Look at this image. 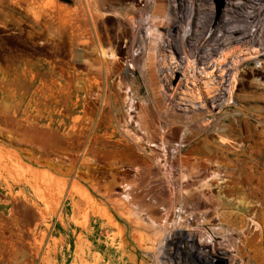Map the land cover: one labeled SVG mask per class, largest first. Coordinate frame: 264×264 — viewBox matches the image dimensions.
<instances>
[{
	"label": "rangeland",
	"instance_id": "obj_1",
	"mask_svg": "<svg viewBox=\"0 0 264 264\" xmlns=\"http://www.w3.org/2000/svg\"><path fill=\"white\" fill-rule=\"evenodd\" d=\"M143 3L0 0V264H264V45L184 72Z\"/></svg>",
	"mask_w": 264,
	"mask_h": 264
},
{
	"label": "bare ground",
	"instance_id": "obj_2",
	"mask_svg": "<svg viewBox=\"0 0 264 264\" xmlns=\"http://www.w3.org/2000/svg\"><path fill=\"white\" fill-rule=\"evenodd\" d=\"M203 1L204 0H166V5L169 9L168 20L164 21L160 19L157 24H161L159 27L165 32L166 36L164 41L168 42L171 47H175L180 53L185 55L187 62L184 66L185 68H183L184 72H190L194 69L197 66L194 65L196 61L199 64H204L203 67H199L202 68L201 73L210 76L211 71L206 70L208 61L214 60V55L220 53L219 59L217 58L215 63L221 66L218 69L220 74L226 76V72L222 69V65L231 52L222 48L220 45H226L236 40H242L241 46L247 48L255 43H259L261 46L264 45V0H227V5L224 7L222 14L219 16L213 28H210L209 25L214 17V10L211 6L207 11L206 8L208 6H205ZM150 2L153 3L155 13L159 16H164L162 6L158 3V0H144L140 8L141 17L148 11ZM216 18H218V16ZM185 23H187L186 26H184ZM174 28H177L176 31H174ZM245 38L246 40H243ZM99 52L101 56H116L113 51L107 52L106 50L100 49ZM151 53L149 52L150 56L152 55ZM252 56L254 58L258 57L255 55ZM189 57L196 58L194 60H189ZM188 80L189 77H185L183 81L186 87L184 89H181L182 87L179 89H181V92L185 91L192 96V90L189 85H196V83L194 80H189V82H187ZM206 80H202V82L209 84L210 80ZM212 83V86L204 85L205 87L209 86V88H205V91L207 92V97L215 99L216 102V100L222 99L220 93L217 92L221 87V83H219V81H213ZM198 94L197 96H199ZM217 96L219 97L217 98ZM192 98L194 99V97ZM179 103L185 104L184 102ZM186 241L189 246L188 250L190 252H195L197 258L202 260L203 264H210V259L214 255L225 258L228 264H238L235 253L234 255H228L223 250L216 249L214 246L212 250H204L203 252L199 248L195 249L193 247L194 242L190 236H186ZM175 246L179 247V244Z\"/></svg>",
	"mask_w": 264,
	"mask_h": 264
},
{
	"label": "built area",
	"instance_id": "obj_3",
	"mask_svg": "<svg viewBox=\"0 0 264 264\" xmlns=\"http://www.w3.org/2000/svg\"><path fill=\"white\" fill-rule=\"evenodd\" d=\"M75 74H76V72H75ZM50 86H51V85H49V86H42V85H40V83H39V85L35 86L34 90H35L36 92H38V93H39V92H42L41 96H44V97H50V96H52V95H51V94H52V91L49 89ZM53 87H54V86H53ZM49 103H53L54 105L58 106L59 110H62V106L59 105V103L53 101V99H50ZM19 111H20V110L17 111V114L24 115V113H19ZM21 112H25V111L22 110ZM26 112L29 113V111H26ZM49 115H53V114L49 113ZM54 115H55V114H54ZM46 119H47V118H46ZM53 119H54V122H57L58 124H60V122L62 121V118H61V117H55V116H54ZM47 122H50V119H47Z\"/></svg>",
	"mask_w": 264,
	"mask_h": 264
},
{
	"label": "water",
	"instance_id": "obj_4",
	"mask_svg": "<svg viewBox=\"0 0 264 264\" xmlns=\"http://www.w3.org/2000/svg\"><path fill=\"white\" fill-rule=\"evenodd\" d=\"M64 1H70V0H64ZM216 1V6H217V9L219 10V8L221 7L222 5V0H215Z\"/></svg>",
	"mask_w": 264,
	"mask_h": 264
}]
</instances>
